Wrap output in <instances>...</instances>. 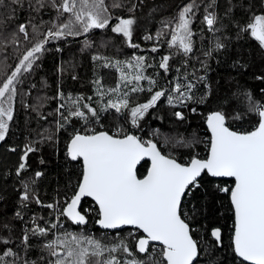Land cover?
I'll return each instance as SVG.
<instances>
[{
	"label": "trees",
	"instance_id": "trees-1",
	"mask_svg": "<svg viewBox=\"0 0 264 264\" xmlns=\"http://www.w3.org/2000/svg\"><path fill=\"white\" fill-rule=\"evenodd\" d=\"M193 3L196 7L190 13L192 52L185 55L170 47L169 42L179 13ZM211 3L212 0H105L111 16L109 27L92 29L83 40H52L38 55L32 70L21 73L9 134L0 142V237L9 240L6 247L18 253L20 260L48 264L55 258L44 245L65 232L89 236L108 246L124 240L133 255L116 252L114 255L118 259H148V254L141 256L135 249L137 231L104 232L97 228L98 208L93 202L86 200L82 204L81 212L88 220L84 227L75 226L60 215L59 208L65 205L66 199L70 200L81 175L82 163L72 162L67 156V144L74 132L83 133L86 128H94L114 134L121 129L143 140H152L164 154L183 160L190 153L207 155L210 134L206 117L211 112H223L232 130H253L258 117L249 111V96L252 101L264 104V47L244 29L255 15H264V0H215L209 8ZM45 4L36 12L28 6V0H23V7H17L10 22L6 21V27L0 28V80L14 70L26 51L43 39L54 23L66 22L68 14L58 20L56 9L48 0ZM114 4L120 7H113ZM206 9L217 17L215 31H209L204 22ZM117 18L134 20L132 44L138 47L129 46L126 38L111 31ZM19 24L28 25V37L19 34L17 42L12 43L10 33ZM32 25L37 26L36 32ZM5 40L8 42L4 43ZM217 42L223 47L217 49ZM208 52L211 55H207ZM163 56H170L167 72L158 67ZM136 57H144V75L157 81L153 91L170 89L177 80L186 82L185 78L195 87L192 99L184 104L174 101V105H170L168 94L175 96V93H167L134 127L129 110L120 113L115 109L102 110L116 94L109 93L101 99L96 81L104 92L117 85L120 95L129 92L132 85L121 81L116 63L120 62L119 66L123 67L129 61L134 62ZM140 86L145 91L129 94L130 108L146 103L151 96L147 91V79L142 80ZM78 98H82L79 104H88L97 110L98 121L86 125L78 118L65 121L61 117V112L68 115L71 101ZM61 104L65 107L60 108ZM177 111L182 113L183 120L174 115ZM181 140L192 142V147L180 146ZM26 144L37 151L29 154L27 169L17 175ZM12 148L16 151H11ZM147 167L148 163L142 164L138 176L145 175ZM38 171L42 175L37 178ZM22 182L29 183L41 203L34 199L21 202ZM232 184L233 181H215L205 175L200 179V186L193 188L183 200V218L189 223L199 246L200 255L195 264H240L231 246L233 211L230 200L226 193L218 190ZM48 204L54 207L44 206ZM34 219L41 227L50 229L46 236L31 234ZM215 228L221 230V245L211 236ZM25 233L29 236L27 246L23 242ZM3 247L0 244V248ZM154 247L158 252L160 247ZM108 255L105 252L103 258ZM92 260L95 264L96 258Z\"/></svg>",
	"mask_w": 264,
	"mask_h": 264
},
{
	"label": "snow or ice",
	"instance_id": "snow-or-ice-1",
	"mask_svg": "<svg viewBox=\"0 0 264 264\" xmlns=\"http://www.w3.org/2000/svg\"><path fill=\"white\" fill-rule=\"evenodd\" d=\"M48 3L56 9L58 20L64 14H68V18L66 22L54 23L43 39L26 51L14 70L0 80V142L5 141L9 134L19 77L22 72L32 70L34 62L39 59L37 54L44 50L45 44L49 40L79 36L92 29H104L110 25L111 16L105 0H60L59 3L48 0ZM214 4L215 0H212L208 7ZM28 6L40 12L46 4L45 0H28ZM17 7H23V0H0V28L6 27V21L10 22ZM113 7L120 5L114 4ZM194 7L195 3L187 5L179 13L169 42L170 47H175L185 55L192 52L190 13ZM206 13L204 22L209 31H215L217 17L214 12H207V9ZM117 19L118 22L111 27V31L126 38L129 46L138 47L132 44L134 20ZM27 28L28 25L19 24L10 33L11 42L16 43L19 34L27 38ZM32 28L34 32L37 31L36 25H32ZM244 31H250L251 36L264 47V15H255ZM221 47L223 45L217 42L216 48ZM152 51L155 52L156 49L153 48ZM206 54L211 55V52ZM169 59L170 56H163L158 67L167 72ZM119 64L117 62L116 66L121 81L132 85L129 92L120 95L119 85L104 92L99 81H96L97 94L101 99L109 93L116 94V98L109 99L102 110L115 109L117 113L129 110L134 127L138 126V119L167 93H175V96L168 94L170 105H174V101L184 104L192 99L191 93L195 85L186 78L184 83L177 80L170 89L153 91L157 81L144 75V57H136L134 62L129 61L123 67ZM145 79L149 83L147 91L151 93L150 98L146 103L130 108L129 94L145 91L140 86V82ZM79 99L82 98L71 101L72 107L68 109V115L64 116L61 112V117L65 121L78 118L86 125L98 121L97 110L88 104H79ZM249 101V111L258 117L251 131L232 130L221 111L211 112L206 117L210 136L207 138V155L203 157L199 153H190L183 160H178L171 154H164L152 140H143L131 133H124L121 129L114 134L96 131L94 128H86L83 133L74 132L67 144V156L72 161L82 163L81 175L70 200L66 199L65 205L59 208L60 215L74 224H86V216L81 213L79 206L83 198L90 197L98 205L96 222L102 228L121 229L123 226H131L139 233L135 249L140 254H148V259H131L125 264H195L199 246L193 238L189 223L183 218V199L193 188L200 186V178L205 175L233 178L231 187L218 189L228 195L233 211L231 246L235 256L240 258V264H264V104L252 101L250 96ZM64 107V104L60 105V108ZM174 115L180 120L184 119L179 111ZM178 143L183 147H192V142L181 140ZM11 151L16 149L12 148ZM35 151L37 149L31 144L24 146L17 175L27 169L28 156ZM149 161L150 167H147L146 174L138 176V166ZM41 175L39 171L35 173L37 178ZM22 183L24 191L20 197L21 202L34 199L36 203H41L29 183ZM44 206L54 207L53 204ZM19 215L17 213L18 217ZM33 224L35 227L31 229V234L34 236H46L50 231L41 227L35 219ZM4 227L7 228L8 225ZM52 227L55 228L56 225L53 224ZM211 236L216 242H222L219 228L211 230ZM28 240L29 236L25 233L23 242L26 246ZM153 242L160 245L158 252ZM0 244L5 246L0 248V264H36L35 261L20 260L18 253L6 247L8 239L0 237ZM44 248L55 258L49 260L48 264H93L92 258H96L95 264H121L114 253L133 255L124 240L108 246L92 237L69 232L49 241ZM105 252L109 254L107 258H103Z\"/></svg>",
	"mask_w": 264,
	"mask_h": 264
},
{
	"label": "water",
	"instance_id": "water-1",
	"mask_svg": "<svg viewBox=\"0 0 264 264\" xmlns=\"http://www.w3.org/2000/svg\"><path fill=\"white\" fill-rule=\"evenodd\" d=\"M88 36V33H84V34H82L81 36H79V37H72V36H68V37H66V38H62V39H67V40H73V41H75V40H83V39H85L86 37ZM52 40H49V42L47 43V44H45V47H44V50H45V48L49 45V43L51 42ZM43 50V51H44ZM42 51V52H43ZM41 52V53H42ZM41 53H39V54H41ZM39 54H37V55H39ZM206 128H207V124H206ZM208 130V129H207ZM209 132V131H208ZM210 134V133H209ZM158 146V145H157ZM159 148V147H158ZM69 158V160L70 161H72L71 159H70V157H68ZM72 162H79V161H72ZM145 162H142V164H144ZM148 164H149V167H150V161L149 162H147ZM141 164V165H142ZM139 167L140 166H138V169H139ZM210 177V176H209ZM211 179H213V180H215V181H233V178H214V177H210ZM201 179V178H200ZM185 198V197H184ZM86 200H88V201H91V202H93L94 203V205L98 208V205H96L95 204V202L90 198V197H86V198H83L82 200H81V203H80V206H79V210L81 211V207H82V204H83V202L84 201H86ZM184 200V199H183ZM82 213V212H81ZM66 218V217H65ZM67 219V218H66ZM87 219V218H86ZM68 220V219H67ZM70 221V220H69ZM71 222V221H70ZM72 223V222H71ZM87 223H88V220H87ZM87 223L86 224H84V225H78V224H74V223H72V224H74L75 226H78V227H84V226H86L87 225ZM97 228L98 229H100V230H102V231H104V232H121V231H124V230H126V229H130V230H134V231H136L134 228H132L131 226H123L121 229H104V228H102L98 223H97ZM214 239V238H213ZM215 240V239H214ZM216 242V241H215ZM218 243V245H221V242H217ZM153 246H157V247H160V245L158 244V242H153ZM140 254V253H139ZM141 256H144V255H147V254H140ZM199 255H200V253H199ZM198 258H199V256H198ZM198 258H197V260H198ZM238 258V257H237ZM239 260H240V258H238ZM197 260H196V262H197ZM195 262V263H196Z\"/></svg>",
	"mask_w": 264,
	"mask_h": 264
},
{
	"label": "rangeland",
	"instance_id": "rangeland-1",
	"mask_svg": "<svg viewBox=\"0 0 264 264\" xmlns=\"http://www.w3.org/2000/svg\"><path fill=\"white\" fill-rule=\"evenodd\" d=\"M192 23V20H191ZM206 23V22H205ZM190 29H191V24H190ZM192 30V29H191ZM120 260V259H119ZM131 260L130 258H123V260H120L121 264H125L126 261Z\"/></svg>",
	"mask_w": 264,
	"mask_h": 264
}]
</instances>
